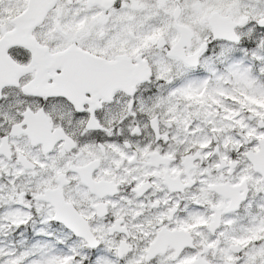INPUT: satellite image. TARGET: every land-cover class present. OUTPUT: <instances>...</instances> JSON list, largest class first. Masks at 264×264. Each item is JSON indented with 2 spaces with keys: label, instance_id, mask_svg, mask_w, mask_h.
I'll list each match as a JSON object with an SVG mask.
<instances>
[{
  "label": "snow or ice",
  "instance_id": "snow-or-ice-1",
  "mask_svg": "<svg viewBox=\"0 0 264 264\" xmlns=\"http://www.w3.org/2000/svg\"><path fill=\"white\" fill-rule=\"evenodd\" d=\"M0 264H264V0H0Z\"/></svg>",
  "mask_w": 264,
  "mask_h": 264
}]
</instances>
